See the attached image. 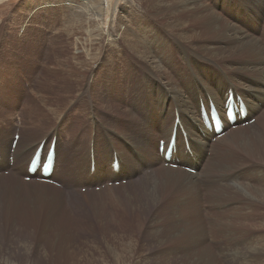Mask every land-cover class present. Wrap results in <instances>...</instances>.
<instances>
[{
    "label": "bare ground",
    "instance_id": "obj_1",
    "mask_svg": "<svg viewBox=\"0 0 264 264\" xmlns=\"http://www.w3.org/2000/svg\"><path fill=\"white\" fill-rule=\"evenodd\" d=\"M63 1L66 17L68 16L64 29L74 34V39L77 32L81 38L78 39L82 44L81 51L74 54L72 61L78 66L75 67L79 74L77 78L85 70L89 74H96L98 69L93 72L91 67L100 53H115V68L123 71V66H126L132 77L136 73L129 60L143 66L140 76H136L131 87L119 91L114 98L117 99L115 103L111 99L114 92L110 94L112 91L107 93L102 89L105 82H99L100 89L95 91L99 85L92 81L82 91H75V95L69 97L72 100L64 110H68L67 119L70 122L68 124L66 121L62 129L67 132L66 129L73 126L71 122L75 121L74 125H77L82 121L81 125H85L84 133L80 127L74 133L70 130L73 134H69V142L72 143L81 134L88 135L86 138L80 137V141L86 142V149L83 153V174L75 176L79 186H88L87 182L91 185L100 183V192L92 189L95 193L89 192L92 196L104 195L107 197L106 201L121 199L117 191H123L126 199H135L133 194L140 190L143 196L136 200L145 206L150 221H153L154 231L164 232L167 231L166 228H171L168 235L164 234L165 237H177L175 247L170 246L173 248H170L173 250L171 254L184 248H198L183 260L168 257L162 264H219L222 258L227 259L228 253L231 259L227 262L231 264H264V237H259L261 243L255 238L253 240L256 244L248 243L255 244V248L252 246L253 251L249 249L250 246L235 247L247 232L242 229L243 234H235L230 221L237 217L238 209L245 203L248 208L256 203L264 205V23L261 24L264 22V0H135L134 3L121 0L123 3L115 5L117 0ZM76 9H80V14ZM222 10L231 12L228 16ZM72 13L75 16L79 14L75 20L72 19L73 15L70 17ZM161 13L163 17L169 14L173 18L164 17L166 21L162 24ZM106 33L108 38L105 37ZM70 44H73L72 40ZM210 65L218 70L214 71ZM184 77L189 79L185 78V84V80L182 82ZM110 78L117 82L118 76L114 70L105 74L103 79L109 83ZM227 88L244 98L247 117L237 120L235 127L226 123L224 134L215 137L213 131L207 130L202 123L198 102L202 101L207 108L208 100L211 99L220 109ZM76 95L78 97L73 99ZM82 100L85 110L80 106L75 107L80 114L74 111V106L70 109L75 101ZM94 100L101 103L106 101L104 110L111 113L110 118H102L105 123L110 124L108 128H111L107 131L109 140L105 142V167L99 164V152L92 132L98 124V117L93 112ZM100 107L104 108V104ZM52 110L54 119L58 112L59 115L64 112L60 113L54 108ZM83 113H86V117H79ZM123 116H128L126 121L121 119ZM252 116L255 117L254 121L245 124ZM176 117V140L171 151L173 161L170 162L177 166L171 167L165 165L164 155L158 150V140L168 143ZM119 121H122V125ZM55 126L48 133L49 141L51 135L65 137ZM14 131L15 127L11 129L6 141L5 146H8L2 148L0 143V195H9L15 200L18 197L14 194L20 193V188H25L29 196L27 201L39 202L37 206L48 203L49 208L54 201L49 195L51 192L53 196L64 194L71 199L74 195L72 196L67 186L64 187L65 191L49 182L36 180L35 177L27 182L21 176V173L27 175L23 161L27 162L40 139L30 147L21 146L19 141L10 153L12 163L9 164L7 155ZM159 131L155 142L149 143L146 133L155 135ZM181 135L184 136L183 143ZM72 148L71 146L68 150L69 164L76 158ZM58 151L57 146L56 162L49 176L54 180ZM206 155H209L208 159H205ZM113 156L118 161L117 170L112 166ZM90 164H93L92 173L89 172ZM18 166L20 168L16 171ZM186 166L194 170V173L186 170ZM78 168L81 170L83 166L78 164ZM5 169L10 170L8 175L4 174ZM67 175H73L72 168H68ZM118 176L129 178H123L127 181L119 186L107 185L108 181L117 179ZM8 185L15 189H10ZM202 186L211 188L206 195V202L213 205V208L221 210L226 208L227 203L232 204L230 207L233 210L228 211L230 216L219 222L218 232L225 233L226 240L228 239V248L225 245L221 247L224 255H218L220 258L213 254L212 248L201 246L209 239L206 221L201 216L203 207L199 202ZM165 190L176 191L179 195L177 200H172L170 196L171 200L166 202L167 207H171L169 214H173V219L160 225L161 219L157 214L162 209L161 196ZM75 193L79 196L88 194L81 195L80 191ZM10 199L7 202L11 204ZM243 199L245 203L242 202ZM259 221V227L264 231V214ZM207 223L212 226L213 218L210 217ZM255 231L257 233V229ZM127 251L132 253L134 249ZM11 262L13 261L0 259V264H14Z\"/></svg>",
    "mask_w": 264,
    "mask_h": 264
},
{
    "label": "rangeland",
    "instance_id": "obj_2",
    "mask_svg": "<svg viewBox=\"0 0 264 264\" xmlns=\"http://www.w3.org/2000/svg\"><path fill=\"white\" fill-rule=\"evenodd\" d=\"M125 2L134 3L135 0H125ZM63 3V0L0 1V143L2 148L8 146H5L6 141L11 129L15 127L14 133L18 132L19 135L16 144L21 141V146L30 147L39 139H45L44 148H46L50 137L48 133L56 125L55 128L58 127L59 132L64 133L67 139L64 136L51 135V138L55 137V147L58 146L59 149L56 163L57 173L53 176L56 180L51 179L57 182V185L54 184L56 187L64 189L67 186L72 196L74 195L69 199L64 194H54L53 196L51 195L52 192L49 193L50 197L54 199L51 208H49L50 204L48 203H40L37 206L36 204L39 202L30 203L27 201L26 199L29 196L25 188H20V193L14 194L18 197L15 200L9 195H4L5 198L2 199L4 196L0 195V259H8L13 261L11 263L14 264H162L168 257H173L178 261L183 260L189 253L198 248H184L171 254V251H173L171 249L177 244V237L176 235L165 237L164 234L168 235L171 228H166L167 231L164 232L154 231L152 228L153 221H150L145 206L139 204L136 200L137 197L143 196L140 190L133 194V196H136L135 199H126L123 196V191H117L116 193L121 199L106 201L107 197H104V195H101L104 198L103 200L99 195L92 196L93 192L95 193L102 186L100 183L91 185L87 182L88 186L80 187L79 182L75 179V176H82L84 171L83 153L86 149V142L80 141V137L84 136L86 138L88 135L81 134L78 139L72 140V143L69 142L68 138L76 131L77 127H80L81 130L85 128V125H81L82 121L77 125H74L76 124L75 121L71 122L73 123L71 129L70 127L67 129L64 127L66 131L68 130L67 132L62 129L66 121L68 124L70 122V119H67L68 110H64L72 100H69V97L74 96L75 91H82V88H86L92 81L97 82V85H99V82H105L106 86L104 85L102 89L107 93L112 91L110 94L116 93H113L111 98L115 103L117 99L114 98L120 93L119 91L131 87L132 82L137 79L136 76H140L143 66L136 64L134 60H129L130 66L134 68V73H136V76L132 77L126 66H123V71L115 68L113 65L115 53H109V55L100 53V57L98 56L94 66L91 67L93 72L98 69L96 74H89L84 69L83 75L77 78L76 76H79L75 70L77 65L72 61L74 56L81 51L82 44L78 41L81 38H79L77 32L74 39V34L64 29L68 16L66 17L67 12ZM118 3L123 2L117 0L114 5ZM80 9H76V12L78 13ZM222 12L229 16L231 11L222 10ZM72 15L73 13L70 14V17ZM77 16L74 14L72 19L75 20ZM160 17V23L162 24L166 21L164 17L167 19L173 18L169 14L163 17V13L160 14ZM104 22L107 26L106 19ZM263 23L262 21L261 24L263 25ZM108 33L105 35L106 38H108ZM71 40L73 44H70ZM104 41L107 42L106 39ZM203 66L206 67L207 64H203ZM209 67L214 71L218 70L211 65ZM113 70L117 74L118 80L114 82L110 78L111 82L107 83L103 78L105 74ZM99 71H102V73L100 74ZM185 78L182 79V82L185 80L184 84L187 80L189 81ZM99 89L100 85L95 91ZM77 97L76 95L73 99ZM98 99H101V97H98ZM83 103L84 100L82 102L75 101L70 109L74 106L76 112L75 107L80 106L85 110ZM93 104L95 107L93 112H95L96 118L98 117V124L92 132L95 134V146L99 152V164L101 167H105L107 165L105 142L109 140L107 131L111 128H108L110 124L105 123L102 118H110L111 113L104 110L107 106L106 101L101 103L94 100ZM103 104L104 108L100 107ZM53 108L60 111V113L64 111L63 115H59L58 112L54 119ZM49 110L51 111L49 112ZM79 117L85 118L86 113ZM127 117L123 116L121 119L126 121ZM151 117H154V115L151 114ZM131 119L134 120L135 118ZM119 123L122 125V121H119ZM18 125L20 126L18 127ZM82 132L84 133V130ZM158 133L160 131L155 135L147 132L145 137L149 143L153 144ZM183 140L184 136L181 135V143H183ZM90 142L92 143V139ZM71 146L76 158L69 164L67 158ZM13 148L10 147L7 155L10 165L12 163L10 153ZM208 157L209 155H206L205 159H208ZM25 163L26 161H23V168H25ZM78 164L81 167L83 166L81 170L78 168ZM19 168L18 166L16 171ZM68 168H72L73 175H67ZM3 171L6 175L10 173L9 169ZM92 171L89 172L92 173ZM78 172L80 173L78 174ZM21 176L27 182L31 179L26 180L27 175H24V173H21ZM123 178H129V176L113 178V180L107 182V185L115 187L125 184L127 179ZM8 187L15 189L11 185H8ZM136 188L139 189L137 186ZM89 190L92 191V194ZM77 191H80L81 195L88 194L79 196L75 193ZM200 191L202 197L199 202L203 207L201 216L206 221V233L209 238L201 246L202 248L204 246L212 248L213 254L221 257L224 255L221 247L225 245L228 248V244H226L228 239L226 240L225 233L218 232L219 222L230 216L228 211L233 210L230 207L232 204L227 203L225 209L217 210L213 208V205L206 202V195L211 191V188L202 186ZM178 195L176 191H163L161 196V200H163L162 209L157 214L161 219L160 225L173 219V214H169L171 207L168 208L166 202L170 201L171 197L172 200H177ZM10 198L12 199L11 204L7 202ZM242 202L245 203V200L243 199ZM245 204L238 209L237 217L231 218L230 221L235 234H243L242 229L247 232L240 244L235 247L250 246L249 249L253 251L256 244L253 239L258 240L259 237H264V231L259 227V219L264 214V205L256 203L252 204V208H248ZM210 217L213 218L212 226L207 223ZM255 229H257V233ZM261 242L258 240V243ZM248 243L255 244L249 245ZM128 244H130L129 247ZM127 249H134V251L131 253ZM227 255V259L222 258L219 264H231V262H227L231 259V255L229 253Z\"/></svg>",
    "mask_w": 264,
    "mask_h": 264
}]
</instances>
